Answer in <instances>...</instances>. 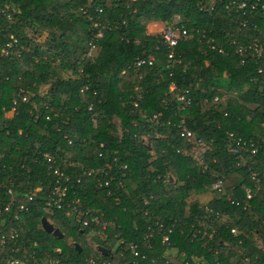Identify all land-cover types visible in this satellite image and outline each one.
I'll list each match as a JSON object with an SVG mask.
<instances>
[{"label":"trees","instance_id":"16d2710c","mask_svg":"<svg viewBox=\"0 0 264 264\" xmlns=\"http://www.w3.org/2000/svg\"><path fill=\"white\" fill-rule=\"evenodd\" d=\"M226 4L227 0H215L212 7L209 0H0V49L13 42L8 37L12 36V50L20 54L0 58V165L5 166L0 183L18 195L38 187L50 190L54 180L36 161L39 152L61 164L68 160L80 165H62L68 173L103 165L111 172L109 187L104 186L105 178H100L101 188H96L95 179L69 183L74 185L69 199L79 197L83 210L108 221L100 235L93 226H74L64 211L46 208L41 194L31 202L21 201L24 210L15 226L22 252L29 256L27 264H48L49 259L58 264H166L164 256L167 264H264L259 246L264 242V187L255 191L250 176L256 172L264 186V76L257 75L254 62L242 66L235 55L238 45L264 44V11L248 15L257 32L240 31V14L226 9ZM81 9L92 19L107 21L88 58H83L87 43L97 30ZM176 16L181 23L177 27L183 26L189 38L178 42L170 58L162 37L147 35L145 28L161 22L168 29ZM148 56L155 58L152 67H133L136 59ZM222 82L224 88L219 87ZM84 88L88 90L81 92ZM220 88L236 97L208 110L205 100L220 96ZM186 91L193 104L177 113L175 94ZM19 94L28 102L18 100L17 114L3 117L2 108L11 110ZM33 105L37 122L30 115ZM153 114L161 116L163 127L150 123ZM182 118L197 139L213 140L203 165L176 153L191 148L174 128ZM231 133L254 143L258 154L241 153L245 160L240 162V156L228 150L234 145ZM216 177L223 179L233 204L210 191ZM243 187L252 190V200L246 201ZM192 194L198 195L195 201L190 200ZM205 195L207 202L202 200ZM10 199L0 189V208ZM42 218L63 237L47 234ZM156 222L163 224L168 246L162 245V234L153 231L152 247L146 249L144 237ZM118 239L136 243L139 257L126 252ZM99 248L109 250L110 256Z\"/></svg>","mask_w":264,"mask_h":264},{"label":"built area","instance_id":"2783aa9c","mask_svg":"<svg viewBox=\"0 0 264 264\" xmlns=\"http://www.w3.org/2000/svg\"><path fill=\"white\" fill-rule=\"evenodd\" d=\"M211 7L215 4V0H209ZM212 9V8H211ZM226 9L235 14H240L242 20L240 21V31L251 29L254 32H257V27L255 22L249 20V16L252 12H257L258 9L264 11V5L261 3V0H227ZM202 8H200V11ZM81 14L87 18L92 23L93 29H96V34H93L90 41L87 43L86 53L84 54L83 58L92 57V54L96 50L95 42L100 39L103 35V30L106 28L107 21L99 19H92L90 15H88L87 11L81 9ZM95 12L99 15L103 13L102 9H96ZM10 15H8L7 19L10 20ZM180 23V17H177ZM10 40L12 39L13 42L9 41L6 43L2 49H0V58H9L13 55L19 56V52H14L13 44L16 41L13 39L12 36H8ZM162 37V44L167 47L170 51L169 57L172 58V52L174 48L177 46L178 42L188 39L189 34L184 29L183 26L177 27V24L171 25L168 29H165L161 35ZM237 45V42L233 43ZM222 54L224 52L220 51ZM235 55L240 58V64L242 66L249 64L250 62H254L256 64V73L257 75L263 77L264 76V44L262 43H253L248 45H238L237 49L235 50ZM180 62L178 61L177 64ZM155 64V58L153 56H148L145 58H138L134 62V68L139 70L144 67H152ZM264 83V80H262ZM174 85H170L171 92L174 91ZM88 88H84L82 91H86ZM220 96H214L212 101L205 100L206 108L208 110L214 107L217 103L227 101L230 99L228 93H222L220 91ZM188 92L185 93H177L175 94L176 102L178 106L176 107L177 113H185L193 104V99L187 96ZM236 95V93H234ZM18 100H21L22 103L28 102V97L21 96L19 94L17 99L13 101V107L11 110L6 111L5 108H2L3 117L5 118H13L16 112V105ZM141 97H138L137 101H140ZM134 107L137 108V103L133 104ZM34 105L30 109V115L34 110ZM89 111L92 110V106L88 108ZM141 113V110H139ZM143 117L145 115L141 113ZM32 118L34 122L38 121V115L32 114ZM161 116L159 114H153L149 121L155 126L163 127V123L160 122ZM93 126H96V117H93ZM167 125H170L168 123ZM174 128L178 132L181 139H183L186 143L191 144V148H183L177 149L176 153L181 155L184 158H187L193 162L199 163L200 165L204 164L206 155L213 150L214 143L213 140L210 142H206L203 139H197L192 131H190L186 125V121L182 118L177 124L174 125ZM262 128H264V123L262 124ZM229 140L234 143L233 146L229 147V152L234 155H239L241 161L244 162V157L240 155L241 153H247L248 156H256L259 152V147H257L254 143H248L244 141L242 138L235 136L233 133L229 135ZM194 141V142H192ZM68 145L71 146V140H68ZM264 145V141H263ZM35 148H39V144L35 142ZM103 147L102 145L100 146ZM36 157V161H41L46 169V173L48 176L52 177L54 182L51 186V189L47 192H44L42 188L38 187L32 191H28L24 194L18 195L14 193L11 189H8L7 186H4L0 183V189L6 190L7 195L11 196V199L6 202L2 203V208H0V264H27V259L29 256H26L24 252H22L21 244L19 243L20 234L18 228L15 226V222L19 223L21 220L20 214L23 212L24 208L21 204V201H28L31 202L36 198L38 194L43 196L45 201V206L48 209H54L56 211L65 212V215L68 219L74 223V226L82 225L83 227H90L93 226V230L96 231L97 235L107 230L109 227L108 221L104 219L102 214L95 215L94 212L92 213L89 210H83L81 205V199L79 197H74L69 199V189L74 187V185L69 184L71 181L74 182L75 185H81L84 178L88 179H95L97 182L96 188H101L103 186L100 178H105L104 186H110V180L108 177L110 176L111 172L108 168L103 165L97 168H84L81 166L80 171L78 173L75 172H65L62 169V165L67 167H75L80 166L74 163V161L63 160L62 164L59 163L51 154L49 153H38ZM240 162L237 165H240ZM83 165V164H82ZM5 166L0 165V169H4ZM126 169V166H123V170ZM251 179L255 182V191H259L263 186V181L259 178V175L256 172H252L250 174ZM70 187V188H69ZM243 194L246 201H250L253 199L254 194L252 190L243 187ZM210 191L219 195L226 199L227 201H232V197L225 191L224 188V181L221 178L216 177L210 186ZM21 197V198H20ZM238 204V203H236ZM213 213L212 211H210ZM218 215V214H216ZM9 216V217H7ZM84 217V218H82ZM155 229H148L149 233L145 235L143 240V246L146 249H151L152 242L151 239L153 238V231H156L157 234H162V245L168 246V236L164 234V226L160 222L154 223ZM168 230V233H171L172 229ZM205 228L208 230L210 229V225L207 223L205 224ZM232 234H235V230H231ZM118 235H115V238ZM211 239V235L208 236ZM118 245H124L126 252H128L131 256L137 258L139 257V246L134 243L130 242L126 244L122 239H118ZM260 248L264 251V242H259ZM120 257H123V254H120ZM166 258V264L168 263V256H164ZM48 264H58L59 262L55 259H49ZM93 264V262H91ZM106 264V263H104Z\"/></svg>","mask_w":264,"mask_h":264},{"label":"rangeland","instance_id":"374dc122","mask_svg":"<svg viewBox=\"0 0 264 264\" xmlns=\"http://www.w3.org/2000/svg\"><path fill=\"white\" fill-rule=\"evenodd\" d=\"M132 1V0H131ZM177 22H179V20H178V18H177V16L176 17H174L173 18V20H172V25L173 24H178ZM149 24H151V23H148L147 25H146V28H145V32H146V34L147 35H150V36H157V35H162V33H163V31L165 30V27H164V24H162V23H156V24H151V27L149 26ZM147 27H149V28H147ZM69 73L70 72H67V73H64V78H67L68 77V75H69ZM219 87H225V83L224 82H222L221 84H219ZM219 90V89H218ZM40 91H43V94H44V92L46 91L45 89H41ZM220 91L222 92V93H228V95L230 96V98H235L236 97V95L234 94V92H226V90H224V89H221L220 88ZM115 123H116V125L118 126L119 124H118V120H115L114 121ZM143 138V140L144 141H146L147 142V136H143L142 137ZM208 193V192H207ZM209 195H210V193H208ZM198 198V195L197 194H192L191 195V201H195L196 199ZM202 200H204V199H202ZM197 201H199V200H197ZM91 239V237L89 236V237H87V241H89Z\"/></svg>","mask_w":264,"mask_h":264},{"label":"water","instance_id":"95a60500","mask_svg":"<svg viewBox=\"0 0 264 264\" xmlns=\"http://www.w3.org/2000/svg\"><path fill=\"white\" fill-rule=\"evenodd\" d=\"M41 226L43 228V230L47 233V234H51L52 236L60 239L63 237L62 233L60 232V230L58 228H55L47 219L42 218L41 219ZM77 248L79 249V246H77ZM103 255L105 256H110L111 252L107 249L104 248H99L98 249ZM128 264H134V263H128Z\"/></svg>","mask_w":264,"mask_h":264},{"label":"crops","instance_id":"0c3cea01","mask_svg":"<svg viewBox=\"0 0 264 264\" xmlns=\"http://www.w3.org/2000/svg\"><path fill=\"white\" fill-rule=\"evenodd\" d=\"M152 25L153 24H156V23H161V22H150ZM151 24H149V26L151 27ZM147 28H149V27H147ZM202 198L207 202L208 201V198H209V196L208 195H205V196H202ZM201 200V199H200Z\"/></svg>","mask_w":264,"mask_h":264}]
</instances>
